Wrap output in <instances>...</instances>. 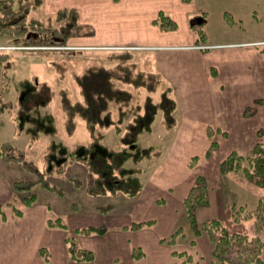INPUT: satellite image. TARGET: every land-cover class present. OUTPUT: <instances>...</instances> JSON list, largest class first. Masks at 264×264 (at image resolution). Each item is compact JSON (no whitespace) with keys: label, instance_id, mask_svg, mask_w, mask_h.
I'll return each instance as SVG.
<instances>
[{"label":"crops","instance_id":"obj_1","mask_svg":"<svg viewBox=\"0 0 264 264\" xmlns=\"http://www.w3.org/2000/svg\"><path fill=\"white\" fill-rule=\"evenodd\" d=\"M194 2L43 0L44 17L54 16L63 9L78 11V27L87 25L90 33L79 34L74 40L98 44L83 43L85 45L78 44L83 47L77 48L112 47L109 52L111 70L117 69L118 61L127 55L128 59L134 58L135 71L157 74L171 87V95L177 104L176 126L169 132L161 119V139L149 143L152 147L160 148L165 137L173 149L180 140L192 139L186 133L202 131L207 139L206 155L213 152L215 159L211 161V168L201 166L198 171L197 165L191 163L192 159H166L167 154L162 151V159L153 166L148 159L140 162L141 166L137 168L143 169L140 177L144 187L132 198L122 193L95 197L88 194L86 187H75L71 179L84 181L83 177L86 180L88 173L84 165V168L75 167L80 162L73 163L63 178L51 179L63 189V194L36 185L33 189L35 201L26 205L23 201L14 202V184L34 181L33 175L20 164L0 158V193H4L0 200V264H97L93 242L97 245L106 242L108 250L113 252L110 264H143L147 257L143 248L147 247L148 241L163 243L189 223L183 202L198 176H204L209 187V203L199 206L196 211L199 223L211 219L233 222L236 209L243 206L253 210L263 198V189L241 173H220V162L228 152L223 155L218 152L220 142H226L232 134L238 144L231 151L241 154L250 153L254 145L262 141L260 124L256 123L257 113L249 107L258 99L253 91L262 85L264 78V56L260 49L264 33L255 29L257 16L254 13L249 18V30L232 31L227 24L225 13L230 3H244L245 0H206L209 11L212 5L222 4L215 22L207 11L201 14ZM255 8L254 4L251 9L255 11ZM160 12L175 20L176 29L164 31L155 23ZM201 16H204V27L208 32L204 41H198V33L193 28L194 20ZM109 38L111 40L107 41ZM160 91L155 95L156 99H159ZM77 124L87 130L82 119L80 124L76 123L75 130ZM155 124L156 121L152 132L146 134L155 132ZM108 133H112L114 139V129L110 128ZM213 141L217 142L216 148L212 146ZM172 153L169 150V155ZM162 166L165 170H158ZM152 171L157 173L154 175ZM173 177H180L177 185L159 183V180ZM108 204L112 208L103 210ZM15 208L21 210V214L16 213ZM135 222L149 224L133 230L130 226ZM89 226H106L107 232L104 235L79 234L78 229ZM70 237L94 253L92 262H77L70 258L67 241ZM139 248L145 255L135 259L134 252Z\"/></svg>","mask_w":264,"mask_h":264},{"label":"trees","instance_id":"obj_2","mask_svg":"<svg viewBox=\"0 0 264 264\" xmlns=\"http://www.w3.org/2000/svg\"><path fill=\"white\" fill-rule=\"evenodd\" d=\"M42 4L43 0H0V40L6 38L16 45L34 44L38 41H47V35L51 31L53 36L50 35V39L52 40L46 42L50 45L61 44L75 34L79 24L76 9H63L54 16L45 19L29 18L31 11L41 7ZM204 21V16H201L199 20L193 22V28L198 33V41L205 40L201 27L204 25ZM56 23L57 26H55ZM155 23L164 31H171L177 27L175 20L164 12L159 13ZM121 59V61L127 60V55ZM114 70L99 65L85 68L81 80L82 100L76 104V108H69L68 105H65L64 108L69 122L79 116L85 122L91 136L93 135L85 145L86 155L79 154L78 148L81 145L69 148L64 141L57 140V142L54 141V145L49 143L43 156L45 166L39 168L33 160L26 159L23 149L11 143H4L0 147L1 159L20 164L36 178L34 181L14 184L15 192L26 194L23 199L26 205L35 201L33 189L36 185L45 190L63 194V189L53 183L51 179L53 177L63 178L68 166L78 162L87 169L86 181L71 179V182L78 188L86 186L87 192L91 196L122 193L132 198L143 190L144 184L140 177L143 169L135 168L132 175L120 176L129 160L126 150L136 149L140 136L143 133L152 132L153 124L159 113L163 115L167 130L173 131L177 122V104L171 95V87L165 84L157 74L142 73L137 70L135 71L137 75L135 74L136 77H134L132 75L134 69L130 67L128 73L119 76ZM119 83L131 86L134 91L139 92V94L137 92L138 95L143 94L139 91L140 89L145 90L144 102H140L139 98L121 88ZM158 90H161L160 96L159 99H156L155 95ZM111 104L115 107H111ZM8 105V102H5L6 111H9ZM249 112L247 111V113ZM75 128L76 122H74L70 135L73 134ZM110 128L114 129L112 144L106 142L107 130ZM97 132L100 134L94 139ZM119 144L123 146H119ZM212 146L216 148L217 142L213 141ZM157 156H161V150L159 147H151L148 152L140 155L138 161L154 160V157ZM219 169L223 175L240 172L245 179L262 187L264 192V142L256 143L248 154L232 151L222 160ZM183 203L191 228L195 229L197 234L205 232L212 241L213 263L264 264V239L259 234L264 230V196L253 210L241 206L232 215L234 222L251 219L256 232L254 236L241 232H230L218 219H211L202 224L198 223L197 208L209 203V187L204 176L197 177ZM111 208L112 205L108 204L103 210L109 211ZM15 211L18 214L22 212L16 208ZM146 224L149 223L135 222L130 228L137 230ZM78 232L83 235L92 233L104 235L107 232V227L89 226L78 229ZM180 235L184 236L182 228L177 229L172 235L171 241ZM67 241L70 258L73 261L92 262L94 260V253L82 248L76 238L70 237ZM183 254L184 252L180 253V255ZM142 256V252L135 250L134 257L136 259Z\"/></svg>","mask_w":264,"mask_h":264},{"label":"rangeland","instance_id":"obj_3","mask_svg":"<svg viewBox=\"0 0 264 264\" xmlns=\"http://www.w3.org/2000/svg\"><path fill=\"white\" fill-rule=\"evenodd\" d=\"M194 3L196 8H200L201 14L207 11L210 15H213L215 22L216 14L220 13L221 10V3L212 5L210 11L206 10V0H195ZM254 4L256 6L255 11L251 9ZM226 11L228 12L225 13V19L227 24L231 26L232 31L249 30V18H251L254 13L257 16V22L254 24L255 29L257 30L258 28L264 33V14L262 13L264 12V0L260 3L257 0H245L244 3H230V7L226 9ZM29 18L45 19L43 7L41 6L32 10ZM199 19L200 17H196L195 20ZM240 20H242V22H240ZM57 25L56 23L55 26ZM204 25L201 27L204 31L203 35L206 37L208 32ZM82 27L83 28H79L77 26L75 34L61 44L48 45V43H46L52 40L50 39L51 36H53L51 31H49L51 34L48 33L47 35V41H38L34 44L16 45L12 44V42L6 38L0 40V147L4 143H11L23 149L26 159L33 160L39 168H44L45 166L43 156L49 143L53 144L54 141L57 142V140L64 141L66 144L68 143L67 145L69 148L81 145L78 148V152L79 154L86 155L87 150L85 145L92 139L91 137H93V135L91 136V134L83 128L82 124H80L81 118H79V116H77L74 121L69 122L64 108L65 105H68L69 108H76V104L82 100L81 80L85 68H93L98 65L101 67H110L109 52L113 50V48L103 46H88L89 49L92 48L95 50L77 48L83 47L78 45H85L83 43L92 45L98 44V42L89 43L88 41L74 40L79 34V36H81L90 33V30L86 29L88 28L87 25H82ZM81 40L84 39L81 38ZM110 40L111 38L107 39V41ZM7 47L10 48L6 49ZM13 47L20 49L13 50ZM260 49L264 56V42ZM118 64L119 66L114 72L119 76H122L123 72L126 73L130 67L133 69L135 68L134 58H130L128 61H118ZM122 65L129 66L123 67ZM262 71V73H264V66ZM132 75L136 77L135 69ZM118 85L124 90L126 89L129 91V93H132L136 98H139L140 102H144L146 92L143 90L140 89L139 91L143 94L138 95L139 92L134 91L129 85L121 83ZM253 94L258 99L249 108L257 113L256 123L260 124L259 134L262 139L261 142H264V78L262 79V85L260 87H255ZM5 102L9 104V111H6L4 108ZM112 105L113 104H111V107H115V105ZM161 119H163V116L159 113L156 119L155 132L152 135L143 134L139 139V144L136 149L126 150L129 154V160L120 173V176L132 175L134 169L141 166L138 161L140 155L145 154L152 147L149 143L161 139L159 136V121ZM74 122L79 123L80 126L77 124V129L70 135ZM108 132L109 130H107V133ZM99 134L100 132H97L94 139H96ZM186 134L192 136V139L186 141L180 140L173 149L169 147L167 138L163 137L164 141L159 149L161 152H166V159H192L191 163L194 164V166L197 165L196 169H198V171H200L201 166L211 168V161L215 158H212L213 152L209 156L206 155L208 148L205 134L202 131ZM107 135L106 142L112 144V142H114L113 134L108 133ZM223 141L224 140L220 142L219 155H223V153L227 152L230 154L232 148L238 144L233 134L226 142ZM119 146L123 145L119 144ZM169 150L170 153L173 152L172 155H169ZM228 154L223 159H225ZM154 159V161H150L152 166L158 159L162 158L157 156L154 157ZM75 167L84 168L83 164L80 163L76 164ZM158 170L162 171L165 170V168L162 166ZM151 173L155 175L157 171H152ZM154 175L152 179H154ZM33 178L34 180L36 179L34 176ZM83 178L84 181H86L85 177ZM179 180L180 177H173L169 180H159V183L177 185ZM3 194L4 193H0V200H2ZM25 196L26 194L15 192L14 202L21 201V203H23ZM99 202H101V199H99ZM118 204L119 203H117V205ZM166 214L169 215V213ZM223 224L230 232H241L249 236H254L256 234L251 219L243 222H229L224 219ZM183 231L184 236L180 235L175 238L174 241H171V236L163 240V243L161 242L162 244H156V241L153 240L148 241L147 247L143 248L147 253V257L143 264H215L212 262L213 257L211 249L213 248V243L208 235L203 231L197 234L195 229L191 228L190 223L184 226ZM259 234L264 239V230ZM91 244L96 246L97 264H110L109 258L113 252L112 250H108L106 242H101L98 245L97 242ZM54 250L57 254V250ZM136 251L141 252V249H136ZM182 252H184V254L180 255ZM143 254L145 255V253ZM121 261L123 262V260Z\"/></svg>","mask_w":264,"mask_h":264},{"label":"built area","instance_id":"obj_4","mask_svg":"<svg viewBox=\"0 0 264 264\" xmlns=\"http://www.w3.org/2000/svg\"><path fill=\"white\" fill-rule=\"evenodd\" d=\"M13 49H20V48H17V47H13Z\"/></svg>","mask_w":264,"mask_h":264}]
</instances>
